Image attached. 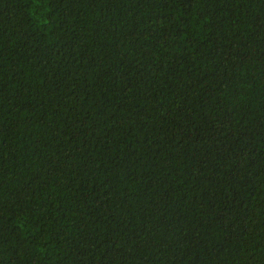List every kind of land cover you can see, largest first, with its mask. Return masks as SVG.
<instances>
[{"label":"trees","instance_id":"1","mask_svg":"<svg viewBox=\"0 0 264 264\" xmlns=\"http://www.w3.org/2000/svg\"><path fill=\"white\" fill-rule=\"evenodd\" d=\"M0 264H264V0H0Z\"/></svg>","mask_w":264,"mask_h":264}]
</instances>
